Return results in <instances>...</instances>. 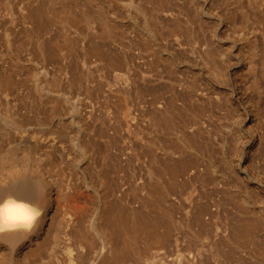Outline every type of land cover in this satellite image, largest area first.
I'll return each mask as SVG.
<instances>
[{
  "label": "rangeland",
  "instance_id": "obj_1",
  "mask_svg": "<svg viewBox=\"0 0 264 264\" xmlns=\"http://www.w3.org/2000/svg\"><path fill=\"white\" fill-rule=\"evenodd\" d=\"M13 156L28 185L133 206L138 264H264V0H0Z\"/></svg>",
  "mask_w": 264,
  "mask_h": 264
},
{
  "label": "bare ground",
  "instance_id": "obj_2",
  "mask_svg": "<svg viewBox=\"0 0 264 264\" xmlns=\"http://www.w3.org/2000/svg\"><path fill=\"white\" fill-rule=\"evenodd\" d=\"M33 143L36 148L40 146L37 139ZM47 149L54 150L55 145ZM18 162L14 156L6 162L0 159V264H99V258L110 251L115 255L107 264H117L124 259L130 260V264L139 263L137 239L141 225L133 206L124 215L118 208L119 199L110 209L106 206L103 209L101 199L96 206L87 205L81 186L71 189V179L55 184L50 181L52 179L44 178L45 172L42 182L28 185L22 180V172L26 169ZM42 163L49 176L57 177L49 155ZM6 172L13 176L3 179L1 176ZM100 175L98 173V180L103 190L107 193L111 188L119 191V186L115 190L113 184ZM82 184L87 187L86 182ZM135 187L131 203L137 199ZM9 202L20 206L12 215L22 219L4 225L5 205ZM144 227L150 248L153 242L151 225L147 223Z\"/></svg>",
  "mask_w": 264,
  "mask_h": 264
},
{
  "label": "clouds",
  "instance_id": "obj_3",
  "mask_svg": "<svg viewBox=\"0 0 264 264\" xmlns=\"http://www.w3.org/2000/svg\"><path fill=\"white\" fill-rule=\"evenodd\" d=\"M20 208L18 205L12 204V202H9V204L5 205V215L3 217V224L4 225H10L17 221L18 219H22V217L12 215L14 211H17Z\"/></svg>",
  "mask_w": 264,
  "mask_h": 264
}]
</instances>
